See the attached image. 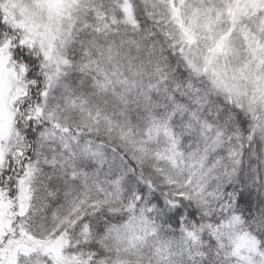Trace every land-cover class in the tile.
Wrapping results in <instances>:
<instances>
[{"label": "snow or ice", "instance_id": "obj_1", "mask_svg": "<svg viewBox=\"0 0 264 264\" xmlns=\"http://www.w3.org/2000/svg\"><path fill=\"white\" fill-rule=\"evenodd\" d=\"M0 264H264V0H0Z\"/></svg>", "mask_w": 264, "mask_h": 264}]
</instances>
